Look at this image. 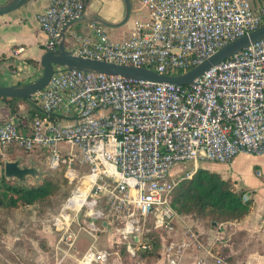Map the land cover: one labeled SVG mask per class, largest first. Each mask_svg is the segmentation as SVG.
<instances>
[{"label": "built area", "instance_id": "2783aa9c", "mask_svg": "<svg viewBox=\"0 0 264 264\" xmlns=\"http://www.w3.org/2000/svg\"><path fill=\"white\" fill-rule=\"evenodd\" d=\"M138 1L147 9L148 18L136 21L126 39L114 40L105 26L95 24L90 34L74 32L73 47L68 50L174 75L189 71L264 22V7L254 8L249 0ZM87 2L50 0L38 15L48 36V51L58 47L65 24L86 13ZM24 51L19 46L13 54ZM33 100L42 114L28 125V131L21 130L16 115L0 122V150L46 151L53 168L68 164L72 180L80 174L74 164L87 167L89 172L83 176L87 188L76 189L67 208L77 214L85 205L90 207L94 222L104 216L94 210L99 201L110 212L124 214L122 233L131 239L127 251L132 257L140 250H157L159 245L167 264H183V254L194 244L203 247V255L190 264H232L228 255L214 248L228 242L230 222L216 227L209 245L199 242L191 226H185L181 241L175 240L180 215L171 204V195L182 180L194 176L199 163H230L241 153L264 155V40L190 85L55 66L48 86ZM69 118L74 121H63ZM62 143L70 148L62 151ZM185 163L194 167L185 177L170 180L172 169ZM252 194L246 191L243 201L249 202ZM94 222L89 224L91 229ZM147 222L158 232V244L152 242L149 229L143 228ZM54 226L64 230L63 238H72L68 220L60 216ZM108 258L107 251L92 246L82 263H104Z\"/></svg>", "mask_w": 264, "mask_h": 264}, {"label": "rangeland", "instance_id": "374dc122", "mask_svg": "<svg viewBox=\"0 0 264 264\" xmlns=\"http://www.w3.org/2000/svg\"><path fill=\"white\" fill-rule=\"evenodd\" d=\"M112 37V39L115 40L119 38L118 36ZM31 101L32 100L28 103L25 101H19V103L24 102L22 104H25L26 107L24 112L20 115L23 116V113L26 115L28 114L31 107ZM59 147L62 151H67L70 148V145L62 143ZM0 152L2 154L1 158L4 162L10 161L11 158H17V160H21L22 165L34 166L40 169L41 176L39 178L29 176L24 182L25 185L32 186L39 184L48 176H56L59 178V182L61 183L59 193L53 196L48 203L30 208L21 206L18 209L0 207V264H75L73 257H71V253H74L77 257H82L84 255V251H87L92 245L89 243L90 238H85L83 248L86 246L88 247L84 250L79 247L78 244L75 245V248H73L70 253L67 248L71 247L70 244L75 241L77 235L79 236L81 232L84 233L86 231L90 232V234L94 233L95 235L98 234L100 236V249H105L109 253L119 251L124 257H130L124 245H126L131 239L127 238L122 233L125 220L124 214L110 212L108 206H106L103 201H99L94 210L103 212L104 216L96 220L100 229L98 228L92 230L89 226L92 221L89 216V212L91 210L90 207L85 205L77 214L67 208L68 200L72 196L73 192L78 188H87V183L85 182L86 179L83 177L89 172L87 167L82 166L80 163L74 164V167L80 174L77 179L72 180L67 175L68 164H64L62 162L58 167L53 168L48 163V153L46 155L40 151H37V153H30L24 150H15L11 147L8 149H1ZM257 160L262 164V168L264 170V155L245 156L238 159V161L231 166L229 164H221L218 162H204V166L208 167L210 170L214 169L220 172L224 179L230 180L234 187L239 190V188L245 185V183H251L252 185L256 184L253 178L258 177L255 173L256 171L254 167ZM0 166V176H2L5 173L3 166ZM202 166L203 164L199 163L198 169ZM193 167L194 166L191 163L176 165L170 173V180H178L181 177H185ZM233 171H239L242 176L235 179V177L232 176ZM258 179L264 182V178L261 179L258 177ZM14 180L18 181L16 179ZM256 187V202L257 204H260L264 201V187L260 188L259 184H256ZM60 216L70 222L71 226L69 232L72 233V238L70 240L65 237L63 238L64 230H57L54 226V221ZM70 220H72V222ZM193 220L196 223H194V226L191 227L197 233V239L202 244L209 245L206 243V236H200L199 234V231L202 232L203 228H205V230L209 229V223H206L201 219ZM103 221L109 223V227L107 229L103 226ZM143 228L146 231L149 229V234H152L153 236H157L158 234L155 229H152L149 222H147ZM236 228L237 226L235 224L231 225L228 229V235L231 237V240L235 239V254L233 255L234 259L230 260L231 263L235 264L237 261L243 262L250 256V259L253 261H257L256 258H259L262 262H264V238L256 242L249 241L245 238L246 233L238 229L236 230ZM119 237H121L120 240ZM109 240L116 242L113 244L111 243L110 245H107L106 243L104 244V241L108 242ZM193 240L195 239L193 238L192 241ZM226 245L227 242L220 245L216 244L214 246L215 251H220L223 246L227 247ZM192 248H196V250H200L201 248L203 249V247L198 248L194 244ZM202 252L203 251H201V253ZM257 252H259L260 255H257Z\"/></svg>", "mask_w": 264, "mask_h": 264}, {"label": "crops", "instance_id": "0c3cea01", "mask_svg": "<svg viewBox=\"0 0 264 264\" xmlns=\"http://www.w3.org/2000/svg\"><path fill=\"white\" fill-rule=\"evenodd\" d=\"M12 0H0V7L3 5L8 4ZM254 8H263L264 7V0H249ZM132 10L130 18L121 25L125 18H126V3L125 0H88L87 2V9L86 13L84 14L85 19L79 22L74 23L70 26L66 33V48L70 49L73 47V43L71 42V35L74 32H78L81 34H90L92 33L95 24H101L99 21H103L105 23H109L103 25L107 28V32L112 36H118L120 39H126L134 23L138 20H144L148 18V11L147 9L138 1V0H131ZM50 5V0H29L23 7L20 9L0 16V85L5 86H16V85H25L31 82L36 81L42 75V67L40 64V60L44 53L48 50L46 49V43L48 41L47 34L42 30L39 21L38 15L45 11V9ZM115 40V39H114ZM25 47V51L18 56H14V50L19 47ZM24 103V102H22ZM19 103L20 105V114L25 110V104ZM28 103V102H27ZM26 103V104H27ZM27 106V105H26ZM18 118L21 120V130L28 131L29 127L32 124V121H28L25 117L26 114L23 113V116L20 115ZM25 114V115H24ZM11 116L10 108L6 101L0 99V122H4L8 120ZM65 123L73 122V118L63 120ZM4 155V154H3ZM245 156H252L250 154L241 153L237 155L230 163H221V164H229L230 166L236 163L238 159L245 157ZM219 163V162H218ZM203 168L210 170L208 167H205L204 162H202ZM255 173L261 179L264 178V170L262 168V164L258 162V160L254 164ZM1 169V166H0ZM213 172L220 173L214 169H211ZM210 170V171H211ZM221 174V173H220ZM232 176L237 177L242 176L239 171H233ZM258 177L253 178L256 184H259L260 188L264 187V182L258 179ZM264 180V179H263ZM233 181V179H232ZM234 182V181H233ZM252 185L251 183H245L240 189L246 191H252V199L249 201L250 212L245 217L240 220L229 221L231 225L237 226L236 230L244 231L246 233L245 238L249 241H258L264 238V231L261 229V221L264 216V201L263 203L257 204L256 202V195H257V187ZM236 186V185H235ZM97 220V219H96ZM95 220L93 224L92 230L98 229L97 221ZM191 217H185L180 215L177 218V232L175 234V240L181 241L185 237V226H194L195 221ZM74 223V222H73ZM103 226L107 229L109 227L108 222L103 221ZM100 229V228H99ZM217 230V229H216ZM216 230L208 229L203 231L199 234L206 236V243L210 244L213 242L215 238ZM87 232V231H86ZM84 232L78 236H76L75 241L70 244V248H67L68 252L70 253L75 245L78 244L83 250L86 249L83 242L85 238H90V242L92 246L99 250L100 249L101 239L98 234H94L90 232ZM263 232V233H262ZM86 233V234H85ZM89 234V235H88ZM263 234V235H262ZM95 238V239H93ZM121 237H119V240ZM130 239V238H129ZM93 241V242H92ZM95 241V242H94ZM78 242V243H77ZM116 241L109 240L108 242L104 241V244L110 245ZM119 242V241H118ZM128 243H131L129 240ZM127 243V244H128ZM89 245V244H88ZM231 250L229 255H234V245L231 240V237L228 238L227 245ZM90 247V248H91ZM89 248V249H90ZM88 249V250H89ZM86 251V250H85ZM84 251V255L85 252ZM107 251V250H105ZM67 252V253H68ZM108 252V251H107ZM109 253V252H108ZM256 253V252H253ZM257 255H260L257 252ZM71 257H73L75 264H83L82 257H77L74 253H71ZM200 250H196L195 248H190L187 252H185L181 258L183 264H190V262L202 256ZM139 256V255H138ZM124 257L120 254L119 251L110 252L109 258L104 263H97V264H167L166 258L163 254L159 253V257L157 259H148V258H141V257ZM250 256V255H249ZM138 257V258H137ZM248 257L243 262L237 261L235 264H263L259 258H256L257 261H253ZM96 264V263H95Z\"/></svg>", "mask_w": 264, "mask_h": 264}, {"label": "trees", "instance_id": "16d2710c", "mask_svg": "<svg viewBox=\"0 0 264 264\" xmlns=\"http://www.w3.org/2000/svg\"><path fill=\"white\" fill-rule=\"evenodd\" d=\"M262 25H264V22ZM182 73V71H175L173 74L180 75ZM32 98L0 99L7 102L11 114L17 117L20 114L19 101L29 102L32 100L30 110L25 117L31 122L35 117L42 114L41 109ZM40 152L47 154L46 151ZM1 156L0 152V165L5 168L6 162L2 160ZM10 160H17V158H11ZM60 189L61 183L56 176H48L39 184L27 186L14 179L6 178L4 174L0 176V207L18 209L21 206L30 208L42 205L48 203L53 196L59 193ZM244 193L245 190H237L232 182L224 179L220 173L200 167L192 178L182 180L174 188L171 195V204L179 215L201 219L209 223V229H216L221 223L240 220L249 214L251 204L243 201ZM149 237L152 242L157 244L160 242L158 234L157 236L149 234ZM234 240L232 239L233 245L235 244ZM158 246L157 250L154 251L140 250L137 252V256L157 259L159 257ZM124 247L127 250V244ZM230 250L228 246H223L219 252L228 255L229 260H232L234 256L229 255Z\"/></svg>", "mask_w": 264, "mask_h": 264}, {"label": "water", "instance_id": "95a60500", "mask_svg": "<svg viewBox=\"0 0 264 264\" xmlns=\"http://www.w3.org/2000/svg\"><path fill=\"white\" fill-rule=\"evenodd\" d=\"M29 0H12L6 5L0 7V16L12 13L23 7ZM126 3V18L123 25L131 16L132 4L131 0H125ZM84 14L77 18L68 21L61 32V39L58 47L55 50L47 51L44 53L40 60L42 67V75L34 82L25 85L5 86L0 85V98H20L26 99L33 97L35 94L44 90L54 73L55 66H65L67 69H76L88 72L109 74L142 80L153 83H171L177 85H190L195 80L203 76L207 71L215 66L230 59L239 52L249 48L253 44L264 40V25L245 34L233 41H230L219 49L216 53L203 60L197 66L193 67L187 72L180 75H167L159 73L146 67H136L129 65L117 64L104 60H97L87 58L81 55H76L66 48V33L70 26L74 23L84 20ZM101 24L108 26L103 21ZM4 173L8 179H16L20 183H24L27 178H39L41 171L34 166H26L21 164V160H10L5 163ZM94 222V219H92Z\"/></svg>", "mask_w": 264, "mask_h": 264}]
</instances>
